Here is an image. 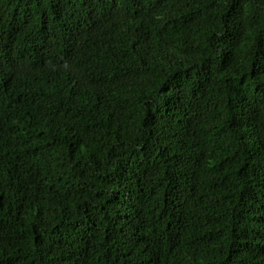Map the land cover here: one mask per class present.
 Instances as JSON below:
<instances>
[{
  "label": "trees",
  "instance_id": "16d2710c",
  "mask_svg": "<svg viewBox=\"0 0 264 264\" xmlns=\"http://www.w3.org/2000/svg\"><path fill=\"white\" fill-rule=\"evenodd\" d=\"M0 264H264V0H0Z\"/></svg>",
  "mask_w": 264,
  "mask_h": 264
}]
</instances>
